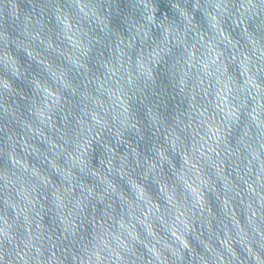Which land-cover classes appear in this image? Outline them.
<instances>
[{
	"label": "water",
	"instance_id": "water-1",
	"mask_svg": "<svg viewBox=\"0 0 264 264\" xmlns=\"http://www.w3.org/2000/svg\"><path fill=\"white\" fill-rule=\"evenodd\" d=\"M217 2L227 8L221 26L252 56L251 74L264 88V0H0V264H96L91 254L104 239L120 253L116 264H264V136L250 116L255 94L237 61L229 62V102L237 111L234 119L222 117L212 82L202 85L186 63V46L199 35L212 38ZM64 16L79 33V49L64 38ZM220 47L230 59L234 50ZM203 51L197 45L196 54ZM40 111L51 119L42 122ZM210 126L223 133L220 154L201 158L203 203L185 204L179 220L162 200L159 215L131 219L128 205L103 194L92 175L107 174L109 163L113 173L121 164L142 173L163 152L161 174L171 179L182 154L212 134ZM66 152L82 155L83 171L71 168L74 183L94 195L64 223L51 192L67 186L52 167L68 168ZM153 174L146 184L160 199ZM112 179L126 190L119 175ZM22 188L39 201L34 211L17 194ZM115 236L124 239L122 248Z\"/></svg>",
	"mask_w": 264,
	"mask_h": 264
},
{
	"label": "clouds",
	"instance_id": "clouds-1",
	"mask_svg": "<svg viewBox=\"0 0 264 264\" xmlns=\"http://www.w3.org/2000/svg\"><path fill=\"white\" fill-rule=\"evenodd\" d=\"M83 11V8H80ZM226 6H222L221 2H217L214 5V11L210 14V27L213 32L212 38L205 40L203 35H199L198 40L194 39V42L187 47L188 59L186 61L189 69H197L200 75L197 77L200 83L204 86L208 85V82H212L213 86V103L222 114V117L234 119L236 116V109L229 102V97L233 93L232 77L228 74V63L232 60L237 61V66L240 70L241 76L244 78L245 85L250 88L249 95L255 94V103L250 113L251 120L255 123L256 128L260 130V135L264 136V88H261L257 83L255 77L251 74V67H254V61L252 56L242 51L231 40L230 36L225 32L221 26V17L226 13ZM58 19L61 20L63 25V35L67 39L69 47L79 49L81 47L78 40L79 33L75 26L67 16ZM167 39V37H166ZM230 47L234 51L229 58L225 57L223 48ZM197 45H200L204 51L201 55L196 54ZM163 50V49H162ZM255 47L253 55L255 54ZM32 53L30 52L29 55ZM69 60L75 63V57L69 55ZM259 59H264V50H261ZM39 62L45 64L46 60H40ZM141 70H147V65L144 62H138ZM53 80L60 79L62 81V74L52 71ZM187 75V73H185ZM183 83V81H182ZM37 88L41 90L44 96L48 99L54 97L49 92V87L37 83ZM52 92V90H51ZM47 107V105H45ZM41 121L45 119L50 120V117H46L44 111L39 112ZM212 133L199 148H196L193 152L183 153L182 161L183 166L177 170L173 167L168 175H162L163 163L167 159L163 152L159 153L160 163H153L150 168L145 172H137L136 168H125L123 164L115 170L113 173L111 163L108 165V173L101 174L96 171H92V175L95 176L100 185L103 186V194L108 196H116L123 203L127 204L130 211L129 216L131 219L140 220L143 218L147 220L152 215H159L161 213V200L166 208L169 210L173 218L179 220L183 215L182 208L185 204L201 205L204 199V189L207 186V180L201 179V158L205 157L211 160L212 156L219 157L220 154V140L222 139V131L218 128H211ZM54 148H59L64 151L63 145L53 144ZM264 147V145H262ZM66 163L68 168L58 167L55 163L52 164L54 171L60 174L65 180H67V186L53 187L51 192L52 203L60 216L62 222L67 223L69 218L73 216V213L77 210L83 211L86 206L85 202L88 197L94 195V190L91 187H86L82 183H74L76 177L71 171L74 166L80 167L81 171L84 169L85 161L80 153L66 152ZM26 168L27 166L24 165ZM138 167V166H137ZM153 172V181L156 184V193L160 199H153L152 193L149 191L146 181L148 179V172ZM136 174H133V173ZM119 175L121 179L125 181L127 185L126 190L121 189L112 179L113 175ZM31 175L38 176L42 182H46L45 177L40 176L35 170H32ZM79 189V193L74 194L75 190ZM35 190H33L34 192ZM26 202L27 205L32 206V210H35L36 204L39 201L35 196H29V193L23 188L17 193ZM14 210L16 205H13ZM23 212H27L25 207ZM67 213V215H65ZM27 219V217H26ZM143 222V221H141ZM122 229L128 230L129 225L120 222ZM129 235H133L131 231H128ZM117 248H122L125 241L120 236L113 237ZM103 247L94 251L91 255L95 257L96 264H108L111 261L112 264H116V261L120 260V253L114 249L107 240L102 241ZM107 250L108 256L105 257L102 253Z\"/></svg>",
	"mask_w": 264,
	"mask_h": 264
}]
</instances>
